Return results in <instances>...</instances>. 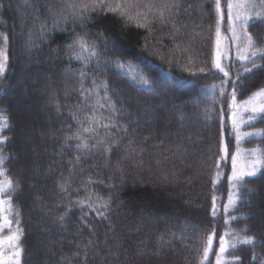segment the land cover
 <instances>
[{"label":"trees","instance_id":"16d2710c","mask_svg":"<svg viewBox=\"0 0 264 264\" xmlns=\"http://www.w3.org/2000/svg\"><path fill=\"white\" fill-rule=\"evenodd\" d=\"M117 2L122 0H108ZM159 2L170 6L164 9L166 22L150 16L149 30L100 8L81 16L77 7H69L81 0H0V49L7 57L0 77V112L8 117V127L0 131L8 139L0 150L7 176L18 182L12 203L23 230L20 264H198L200 238L213 228L216 251L220 235L244 228L250 231L241 235L264 241V170L246 178L235 210H223L232 166L230 157L220 160L221 117L230 123V114L221 112L226 105L218 94L215 104L200 95L201 85L219 84L223 75L197 71L211 67L215 0ZM226 28L225 17L221 30L230 35ZM249 31L259 33V43L264 44V25ZM77 37L94 43L100 58H71L79 49L69 50L67 45ZM105 57L130 61L136 71L156 81V87H141L105 66ZM104 81L106 96L102 87L98 95L85 91ZM159 86L169 94L161 96ZM261 86L264 70H256L238 100ZM25 93L35 104L30 106L28 137L23 141L17 131L24 118L14 100L25 104L18 95ZM209 107L215 110L206 116ZM92 117L99 123H90ZM84 127L96 131L83 133ZM255 129H264V120L242 130ZM78 132L88 149H77ZM225 137L230 152L235 151L227 130ZM256 147L264 149V136L240 144L242 150ZM218 171L221 175L216 177ZM213 196L216 217L211 216ZM254 205L260 213H255ZM37 211L40 219L34 224ZM233 216L239 219L230 220ZM88 240L92 245L85 249ZM76 252L79 257L73 255ZM253 253L258 259H252ZM233 257H240L236 264H259L264 243L240 245L225 254L226 260ZM209 264H215L213 254Z\"/></svg>","mask_w":264,"mask_h":264},{"label":"snow or ice","instance_id":"6c2138e0","mask_svg":"<svg viewBox=\"0 0 264 264\" xmlns=\"http://www.w3.org/2000/svg\"><path fill=\"white\" fill-rule=\"evenodd\" d=\"M0 7L3 4L0 3ZM69 7H77L79 14L83 16L84 12L100 8L101 11L111 12L126 21H135L137 27L149 28L151 21L149 17L158 19L160 23H165L164 9L170 6L166 3L161 4L159 0H122L115 5L108 3V0H81L77 5ZM171 7H176L175 4ZM217 20L214 33V48L211 59V67H200L197 71L201 74L205 73H221L223 79L219 84L201 85V94L204 98H211L213 103L217 102V94L224 100L226 106L221 107L222 113L230 114L228 120L221 117V139H220V160L231 159L232 172L228 177L230 191L227 199V204L224 205V212L227 213L230 209L235 210L238 202L241 200L239 189L245 186L246 178L255 177L261 170H264V149L256 147L250 150H242L240 144L242 141L251 137L264 136V129H255L254 131H243L246 126H251L258 120H264V86H261L256 91H253L246 99L238 100V93L242 92V86L246 80L252 76L256 70H264V44L259 43V33L256 36L249 31L250 27L257 24L264 25V0H215L214 4ZM74 15L76 13H73ZM227 21L226 32L230 35L222 33L221 26ZM139 21H143L140 23ZM175 27V25H173ZM3 35V34H0ZM3 39L7 41V36ZM107 47V44L105 45ZM69 50L79 49L78 52L73 51L71 58L76 60L88 61L91 58H100V52L96 45L89 44L84 37H77L71 44L67 45ZM87 53V56L84 54ZM234 53V54H233ZM7 57L3 49H0V77H3L6 69ZM172 62L171 59L169 61ZM191 64V60H189ZM111 65L118 72H122L129 76L130 79L141 87L154 89L157 82L150 79L144 73L136 71V67L127 60L119 58L105 57V66ZM191 73V68L188 69ZM85 76L84 72L80 73L81 81ZM95 85V80L93 81ZM102 87L105 96L108 92V83L104 81L101 85L94 89L85 90L89 96L95 91L98 95V89ZM230 88V91H229ZM84 95V92H81ZM199 96L197 100H199ZM97 104L102 108L104 105ZM115 110L114 105H110ZM213 107L205 109V115L214 111ZM75 119V116L73 117ZM79 123H83L78 121ZM90 123H99L95 117L90 118ZM8 127V117L0 112V131ZM107 128L108 125H103ZM225 130L228 136L235 140V151L230 152L229 142H226ZM94 127H84L83 133H95ZM75 139L81 141L76 145L77 149H88L89 144L82 139V133L75 134ZM8 138L0 135V144L6 142ZM71 139V138H68ZM97 145H92L96 147ZM110 151L111 149H106ZM243 158V160H242ZM6 157L0 150V264H20L22 248L20 247V239L23 230L19 227V212L15 211V206L12 203V194L15 193L18 182L7 176V170L3 167ZM78 159V158H77ZM219 167V164H217ZM221 173L218 171L216 177ZM213 185L217 183V179L212 181ZM252 190L249 189V192ZM213 204L211 216H217L216 197L213 196ZM83 205L85 201H77ZM91 207V205H89ZM106 207V205H105ZM97 215H103L102 212H97ZM11 217V218H10ZM64 216H60V221L64 220ZM83 219V218H82ZM238 217H230V220H237ZM227 223V221H226ZM250 231L248 228L240 229L239 231L225 232L218 238L219 249L216 251L213 247L214 238L217 233L215 229L200 238L201 252L197 255L198 264H209V256H215V264H236L240 261V257H233L232 260H226L225 254L235 250L240 245L255 247L258 241L255 236L241 235L243 232ZM4 233H7L6 235ZM92 245V241H86L84 248ZM79 252L73 253L79 257ZM252 259H258L257 254L253 253ZM259 264H264V260H259Z\"/></svg>","mask_w":264,"mask_h":264},{"label":"rangeland","instance_id":"374dc122","mask_svg":"<svg viewBox=\"0 0 264 264\" xmlns=\"http://www.w3.org/2000/svg\"><path fill=\"white\" fill-rule=\"evenodd\" d=\"M46 58H49V60H50L51 59V56L50 55H46ZM17 85H18V77L15 78V81L13 82L12 88L15 89ZM158 90H159V92H160L159 94L161 96L162 95H165V94H169V91L167 89H164V88H162L160 86H159ZM18 95H20V97H22V99L25 101V104L20 105V103H18L17 101L14 100L15 105H16L15 107L17 108V111L20 112L23 115V118H24V121L20 124L21 127L19 126L20 129L17 132L20 133V138L23 141H26L27 140L26 138L28 137L27 136V130L29 129V127H28L29 126V123L28 122L30 120L29 119V116H30L29 115L30 114V112H29L30 111V106L33 107L34 106L33 104H35V101L33 99H31L30 96L26 97L27 93H25V94H18ZM159 99H161V97ZM11 100H12V98H11ZM12 103H13V101H12ZM174 107H175L174 105L168 107V110L167 111H169V114H172V112L175 109ZM161 109H164V108L161 107ZM31 111H32V109H31ZM40 111H43L44 114H45V109H44L43 106L41 107ZM169 119H170V117H169ZM169 119L167 121V125H171L172 124V120L171 119L169 120ZM40 137H42V136L40 135ZM33 188H34V190L36 189L35 187H33ZM37 202H38L37 197H34V205L37 204ZM253 208H254L256 214L261 212V211H259L255 207V205H254ZM32 219H33V223L34 224L39 223V219L40 218H39V212L38 211L34 213V215L32 216ZM4 234L6 235L7 233H4ZM149 255L152 256V257H157V253H154V252L153 253L150 252Z\"/></svg>","mask_w":264,"mask_h":264}]
</instances>
